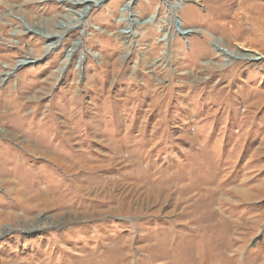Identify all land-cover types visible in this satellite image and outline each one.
<instances>
[{
    "label": "rangeland",
    "instance_id": "1",
    "mask_svg": "<svg viewBox=\"0 0 264 264\" xmlns=\"http://www.w3.org/2000/svg\"><path fill=\"white\" fill-rule=\"evenodd\" d=\"M260 58L264 0H0V264H264Z\"/></svg>",
    "mask_w": 264,
    "mask_h": 264
},
{
    "label": "bare ground",
    "instance_id": "2",
    "mask_svg": "<svg viewBox=\"0 0 264 264\" xmlns=\"http://www.w3.org/2000/svg\"><path fill=\"white\" fill-rule=\"evenodd\" d=\"M50 35V34H49ZM251 60H257L254 56L250 57ZM260 60H264V58H260Z\"/></svg>",
    "mask_w": 264,
    "mask_h": 264
},
{
    "label": "water",
    "instance_id": "3",
    "mask_svg": "<svg viewBox=\"0 0 264 264\" xmlns=\"http://www.w3.org/2000/svg\"><path fill=\"white\" fill-rule=\"evenodd\" d=\"M184 33V32H183ZM186 34V33H185Z\"/></svg>",
    "mask_w": 264,
    "mask_h": 264
}]
</instances>
